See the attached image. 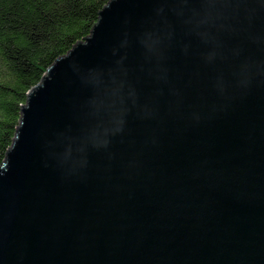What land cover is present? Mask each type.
I'll use <instances>...</instances> for the list:
<instances>
[{"label": "water", "instance_id": "95a60500", "mask_svg": "<svg viewBox=\"0 0 264 264\" xmlns=\"http://www.w3.org/2000/svg\"><path fill=\"white\" fill-rule=\"evenodd\" d=\"M108 2L19 106L0 264H264V0Z\"/></svg>", "mask_w": 264, "mask_h": 264}, {"label": "trees", "instance_id": "16d2710c", "mask_svg": "<svg viewBox=\"0 0 264 264\" xmlns=\"http://www.w3.org/2000/svg\"><path fill=\"white\" fill-rule=\"evenodd\" d=\"M108 1L0 0V166L27 93L56 60L90 36Z\"/></svg>", "mask_w": 264, "mask_h": 264}]
</instances>
